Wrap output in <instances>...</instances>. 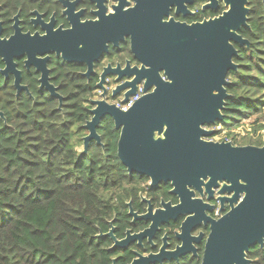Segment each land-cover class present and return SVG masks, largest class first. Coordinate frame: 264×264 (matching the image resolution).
I'll list each match as a JSON object with an SVG mask.
<instances>
[{"label": "flooded vegetation", "instance_id": "obj_1", "mask_svg": "<svg viewBox=\"0 0 264 264\" xmlns=\"http://www.w3.org/2000/svg\"><path fill=\"white\" fill-rule=\"evenodd\" d=\"M248 13L246 18L249 28L241 27L236 31L242 39L246 30L251 29L253 20L264 19V0H246ZM239 0H0V114L11 112L15 104L22 107L25 101L39 106L46 101L57 105L58 111L73 108L84 109L88 118L81 124L83 135L88 132L84 128L91 120L89 110L96 108L93 102L103 100L107 105H114L121 111L129 103L123 102V87L133 78L139 80L136 94L145 90L148 65L141 61L136 47L132 43V35L125 28V21L131 13L163 12L162 22L181 23L189 27L205 24L216 18L223 17ZM262 5L261 12L256 7ZM168 13L165 16V13ZM65 36H75L76 44H68ZM147 44V40H144ZM238 54L232 57L233 64H238L241 46L231 41ZM251 43L249 42V47ZM133 47V49H132ZM141 50L140 47H137ZM142 52V50H141ZM213 60V58H211ZM214 61V60H213ZM165 68V67H163ZM152 69V68H151ZM235 71V72H236ZM229 71L226 80L235 77ZM164 69L159 71L162 81L170 82L164 76ZM236 80V79H235ZM154 85V84H151ZM230 85V86H231ZM229 86V87H230ZM226 88L227 94L228 88ZM155 86L149 90L152 92ZM135 94V95H136ZM231 97V96H230ZM225 108L221 111L222 120L214 125H203L206 131H212L209 137H201L212 143H231L232 146H244L246 136H231L226 131L223 139L212 140L221 130L219 127L230 128L225 121ZM107 118V117H105ZM105 118L100 120L97 133L103 146L102 132ZM1 119V118H0ZM1 119V120H2ZM111 120V119H110ZM113 122V121H112ZM78 127V126H77ZM115 156L120 165V181L112 188V199L116 204V213L109 222L113 228V236L118 241H125L120 247L111 249L115 253L112 264H132L140 257L159 256L149 264H201L203 251L210 232L208 220L218 221L230 210V200L234 191H226L229 184L225 180L210 182V178H200L195 187L187 186L192 194L183 197L186 207L182 214L172 220L168 208L180 205L181 197L173 194L174 186L169 179H152L150 176L128 170L118 157V143L121 127L117 130ZM76 131V130H74ZM234 138L236 141L234 142ZM157 140V134L154 135ZM97 142L92 140L89 146ZM247 146V145H246ZM81 151H83V141ZM102 153L104 150L101 151ZM243 196L241 195V198ZM228 199V200H223ZM169 206L166 207V205ZM185 211H191L184 214ZM171 216V218L169 217ZM156 220L169 218L162 222L158 230L145 233ZM188 217H195L187 234L185 254L178 260H166L170 253L182 246V223ZM114 222L117 223L114 225ZM112 223V224H111ZM110 230V229H109ZM164 250L161 252V249ZM161 252V253H160ZM246 253L248 264H264L263 243H255ZM143 264V263H142Z\"/></svg>", "mask_w": 264, "mask_h": 264}, {"label": "water", "instance_id": "obj_2", "mask_svg": "<svg viewBox=\"0 0 264 264\" xmlns=\"http://www.w3.org/2000/svg\"><path fill=\"white\" fill-rule=\"evenodd\" d=\"M239 1L223 17L193 27L171 20L162 22L163 12L158 14L156 10L131 13L125 28L132 35L139 58L150 67L144 95L127 111L103 100L93 102L97 107L89 110L91 120L84 127L88 134L82 138V154H86L92 140L101 143L96 130L101 119L108 117L117 130L121 127L118 157L129 172L157 180L169 179L175 188L173 194L181 197L180 205L168 208L175 216L172 220L186 207L183 197L192 194L186 187L199 183L201 177L229 184L226 191H234V196L223 200H228L230 210L218 221L208 220L210 232L201 264H248L245 252L264 240V146L234 147L231 143H212L201 138L213 134L202 126L222 120L221 111L230 99L225 87L231 83L225 78L238 67L231 59L238 52L230 42L249 47V41L236 33L241 27L249 28L247 1ZM65 41L75 45L77 39L65 36ZM162 69L170 82L162 81ZM139 80L135 77L123 87V102L135 96ZM152 86L155 89L150 92ZM168 219L151 218L153 223L140 236L157 231ZM194 219L188 217L182 223V233L177 235L182 246L166 260H178L185 254L186 237ZM103 236L112 239L111 249L125 242L113 236V228L97 237ZM158 257H140L132 264L161 263Z\"/></svg>", "mask_w": 264, "mask_h": 264}, {"label": "trees", "instance_id": "obj_3", "mask_svg": "<svg viewBox=\"0 0 264 264\" xmlns=\"http://www.w3.org/2000/svg\"><path fill=\"white\" fill-rule=\"evenodd\" d=\"M263 21L253 20L251 28L259 31ZM248 64L241 69L253 74L231 73L236 80L224 118L232 127L264 106V95L253 98L263 91L264 61ZM46 100L12 105L0 119V264H112L110 238L97 236L109 231L117 210L113 193L103 197L120 181L113 122L104 120L103 146L93 143L82 154L88 114L77 107L60 112ZM250 124L254 136L243 144L264 146V124Z\"/></svg>", "mask_w": 264, "mask_h": 264}, {"label": "rangeland", "instance_id": "obj_4", "mask_svg": "<svg viewBox=\"0 0 264 264\" xmlns=\"http://www.w3.org/2000/svg\"><path fill=\"white\" fill-rule=\"evenodd\" d=\"M258 10V12H261L263 10L262 5H258L256 7V11ZM264 22V21H263ZM260 24V28L259 31H256L254 29H250V31L248 33H246V35L244 37H246L247 39H249V42L251 43L250 47L244 48V53H243V57L246 60H239L238 64H240V66H252L255 65L256 62L260 60L264 61V24L259 23ZM250 58L252 60V65H251V61H249ZM242 67H240L236 72L239 74V76L245 75L244 73L247 74H251L250 72H252V74L255 72V70L249 69V70H242ZM243 73V74H242ZM256 78V77H255ZM236 76L235 77H231L230 81H235ZM241 96H243V91L239 90L237 91ZM261 93V95H260ZM264 95V87H263V91L258 92L255 97L253 98H257V97H263ZM250 96V95H248ZM259 108V107H258ZM255 120H261V123L264 124V106L260 107L259 110L253 114L252 116H249V118H244L241 117V120L239 121V124L236 127H232L229 126L230 128L227 127H219L221 132L220 134H218L216 137H214L212 140L217 141L218 139H223V135L225 134L226 131H230L231 136L239 134L240 136H246L245 139L243 141L239 140V142L241 143H245L248 141V139L250 138L249 136H254V126H252V122H254ZM230 125V124H228ZM260 132H257L256 134H258ZM246 146V145H244ZM81 150V149H80ZM113 190H107L106 192L103 193V197L104 199H107Z\"/></svg>", "mask_w": 264, "mask_h": 264}, {"label": "built area", "instance_id": "obj_5", "mask_svg": "<svg viewBox=\"0 0 264 264\" xmlns=\"http://www.w3.org/2000/svg\"><path fill=\"white\" fill-rule=\"evenodd\" d=\"M140 96H141V92L138 91V93H137L135 96H133V97H131V98L129 99V103L126 104V105L123 107V109L126 110L127 108H129V107L131 106V104L137 102V100L140 98Z\"/></svg>", "mask_w": 264, "mask_h": 264}]
</instances>
